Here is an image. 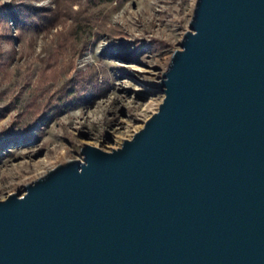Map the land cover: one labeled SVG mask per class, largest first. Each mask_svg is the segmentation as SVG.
Here are the masks:
<instances>
[{
    "label": "water",
    "instance_id": "obj_1",
    "mask_svg": "<svg viewBox=\"0 0 264 264\" xmlns=\"http://www.w3.org/2000/svg\"><path fill=\"white\" fill-rule=\"evenodd\" d=\"M163 97L0 199V264H264V0H195Z\"/></svg>",
    "mask_w": 264,
    "mask_h": 264
},
{
    "label": "rangeland",
    "instance_id": "obj_2",
    "mask_svg": "<svg viewBox=\"0 0 264 264\" xmlns=\"http://www.w3.org/2000/svg\"><path fill=\"white\" fill-rule=\"evenodd\" d=\"M53 6L51 0H32ZM20 0H0V199L80 147L120 146L156 111L159 81L195 0H79L43 28ZM110 147V148H109Z\"/></svg>",
    "mask_w": 264,
    "mask_h": 264
},
{
    "label": "trees",
    "instance_id": "obj_3",
    "mask_svg": "<svg viewBox=\"0 0 264 264\" xmlns=\"http://www.w3.org/2000/svg\"><path fill=\"white\" fill-rule=\"evenodd\" d=\"M79 0H51L53 6L50 5H38L33 3L32 0H20L19 4H16L20 7L19 12H15L11 6L8 4H3L4 11L7 15L12 17V19L17 20L18 16H22V11H25L28 17L34 18L40 26L43 28H49L58 23L62 16V8L66 6L71 9L74 13V19L80 21L84 20L86 15L84 9L80 6L76 9H72V4ZM87 2H104L111 0H86Z\"/></svg>",
    "mask_w": 264,
    "mask_h": 264
}]
</instances>
